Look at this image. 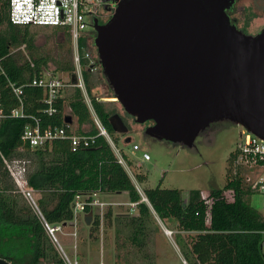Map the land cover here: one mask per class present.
Here are the masks:
<instances>
[{"label": "trees", "instance_id": "trees-1", "mask_svg": "<svg viewBox=\"0 0 264 264\" xmlns=\"http://www.w3.org/2000/svg\"><path fill=\"white\" fill-rule=\"evenodd\" d=\"M0 2V94L1 102L8 111L19 105L9 88L8 79L17 84L29 82L38 77L43 68L52 74L63 72L73 76L76 68L69 35L65 36L64 43L58 44L61 49L57 55L59 60L45 57L36 46L32 27L12 24L9 20V0ZM237 4L238 0L227 10L229 16L236 10ZM105 12L108 22L114 8L108 7ZM100 16L97 18L98 24ZM256 16L257 13L253 12L251 17L244 20L243 27L248 30L246 32L251 31L249 21ZM236 19L240 22L239 18ZM263 29L264 26L258 32ZM94 35V32H88L86 47L98 58L93 44ZM84 43L82 39L81 48ZM22 46H26L34 67L25 54L18 51ZM50 61L55 63L54 70L49 69ZM83 63L85 65V61ZM83 75L94 111L113 138L116 132L110 118L117 113L114 109L108 110L106 101L94 96L90 71L84 69ZM106 86L109 98H115L107 81ZM24 98L28 116L7 118L0 122V259L10 264H65L43 219L18 191L4 162L20 160L29 162L28 185L36 191L42 216L50 225L72 223L73 203L77 195H126L130 203H138L135 209L137 213L116 214L110 206L105 216V225L110 228L115 226L120 251L127 247L137 248L142 256L144 253L143 261L153 260L155 263L156 255L150 244L156 232H162L158 221L161 220L165 224L177 226L179 234L176 235V243L188 264H264V216L249 203L254 194L251 188L245 187L243 179L234 174V153L229 158L232 167L228 168L229 179L224 188L212 189L207 193L193 190L187 200L176 189H147L144 193L151 204L149 206L142 200L112 146L105 137L99 136V129L80 88L75 89L69 103L66 91L63 93L58 105L59 112L54 116L43 114L42 89L28 86ZM67 106L71 115L66 114ZM31 116L43 119V126L59 127L67 126L70 119L74 123L76 117L79 126L77 134L94 136L95 143L88 148L73 151L69 140H56L43 148L31 149L22 141L26 126L33 123ZM125 116L131 120L124 121L129 130L138 125L135 118L126 113ZM114 142L119 146L117 138ZM120 152L129 166H132L124 150ZM135 176L139 183L147 180L143 174L136 173ZM100 232V221L95 217L89 227L91 243L100 241Z\"/></svg>", "mask_w": 264, "mask_h": 264}, {"label": "water", "instance_id": "water-1", "mask_svg": "<svg viewBox=\"0 0 264 264\" xmlns=\"http://www.w3.org/2000/svg\"><path fill=\"white\" fill-rule=\"evenodd\" d=\"M235 1L118 0L108 22L91 19L116 101L154 137L193 145L206 126L230 118L264 140V29L250 36L232 24ZM110 123L129 132L120 114Z\"/></svg>", "mask_w": 264, "mask_h": 264}, {"label": "rangeland", "instance_id": "rangeland-1", "mask_svg": "<svg viewBox=\"0 0 264 264\" xmlns=\"http://www.w3.org/2000/svg\"><path fill=\"white\" fill-rule=\"evenodd\" d=\"M237 5L235 17L240 19L238 25L240 31L250 36L259 34L258 30L264 26V0H238ZM253 12H256L257 16L249 21L251 31L246 32L248 30L243 27L245 24L244 20L247 17H251ZM235 17H233V20H235ZM256 29L257 31L254 32L253 30ZM31 31L36 37V46L39 47L40 54L59 60V56L57 55L61 52V49L58 47V44L63 42L65 38V35L59 33L62 29L32 27ZM95 37L96 35L93 36V44ZM95 50L97 51L96 47ZM25 51L29 55L26 48ZM69 60H71L70 54ZM49 69H55L53 61L49 62ZM56 74L65 79L70 76L68 73L63 72H57ZM90 74V81L94 87V96L106 101L108 110L114 109L117 114L123 117L124 121L127 120L128 118L125 116L121 105L115 104L116 101L114 102L113 98H109V92L100 63L98 69L90 71ZM76 88H66L67 103L72 99L71 96ZM84 101L86 102L85 96ZM66 114L71 115V110L68 106L66 107ZM76 121L77 119L74 117V129L77 133L79 126ZM150 125V123L144 125L138 124L132 127L127 134L115 133V137L113 136L114 141L116 138L118 139V149L120 151L123 149L128 159L133 163L128 168L131 177L134 179L136 173L147 176L145 183H139L143 190L155 189L157 187L176 189L187 200L193 190L207 193L212 189H221L226 186L229 179L228 168L232 167L229 165V158L241 142V134L247 132L244 127L230 118L216 120L201 131L193 145H187L183 142H173L154 137L148 132ZM129 139L130 141H127ZM135 144L141 147L140 151L134 150L133 146ZM144 152L150 155V161L144 160ZM239 172H241V175H244V186L248 187L245 176L246 171L240 169ZM35 196L36 198L38 197L36 194ZM102 200L113 203L114 206L111 207L116 214L137 213L135 209L130 208V200L126 195H107L102 197ZM249 203L253 208L263 213V195L261 193L256 192L253 194L250 197ZM158 221L162 227V232H156L155 239L153 238L150 244L151 246L153 245V252L156 255L154 263L153 260L143 261L144 253L142 256V252L137 248L127 247L120 251L117 246L115 226L110 228L105 225L104 232H100V241L98 243H91L89 239L90 226L86 225L82 219L79 222L77 238V251L81 264H126L127 262H131L132 264H185V258L176 243V235L179 234L177 226L174 227L167 223L165 224L161 220ZM166 229L172 231L173 234L169 236L166 233ZM72 231L73 229L68 227L65 229V234L59 233L60 243L71 257H73L75 252V242L67 234ZM80 254L82 255L80 256ZM149 254L151 255L152 252L150 251Z\"/></svg>", "mask_w": 264, "mask_h": 264}, {"label": "built area", "instance_id": "built-area-1", "mask_svg": "<svg viewBox=\"0 0 264 264\" xmlns=\"http://www.w3.org/2000/svg\"><path fill=\"white\" fill-rule=\"evenodd\" d=\"M107 4L106 0H9V20L14 25L31 26V27H50L61 28V34L71 38L73 43V63L75 65V74L77 83L74 84L72 76L63 78L60 75L52 74L46 69H42L38 77L33 78L29 82L17 84L8 79L9 88L12 94L18 100V107L6 110L1 102L0 94V122L7 118H25L28 115L25 111V89L28 86L36 87L44 91L43 98V114L54 116L59 112V101L63 97V93L68 87H77L84 93L86 103L93 115L94 122L99 129V136H103L109 142L119 158V162L128 171L129 164L123 158L120 150L115 144L112 136L104 126L98 115L95 113L92 102L87 93L86 84L84 81V69L89 71H96L99 67L98 58L94 57L92 52L86 47L88 42V32L91 27V19L97 20L100 12ZM115 5L113 8L115 10ZM85 43L81 48V40ZM26 46H22L18 51H24L25 56L31 62V66H35L30 59V56L25 51ZM15 50L14 52H16ZM22 51V52H23ZM23 52V53H24ZM85 61V65L84 62ZM33 123L26 126L22 136L23 144L31 149L43 148L52 144L56 140H69L73 151L82 148H88L95 143L96 137L79 135L74 129V123H67V126H43V119L31 116ZM135 151L141 149L137 144L133 146ZM235 160L233 163L234 174H238L242 179L244 175L239 172L240 169L246 171V183L251 191L255 194L259 192L263 195V216H264V140L259 139L249 132L241 134V142L238 144L234 152ZM143 158L150 161V155L145 152ZM6 168L13 178L18 191L26 198L34 211L40 215L44 221L45 228L50 235L53 242L58 247L65 264H81L80 257L77 251V244H75V252L73 257L65 251L59 240V233L65 234L66 228H72L73 231L67 234L77 241L79 233V222L89 213H93V220L95 217L99 218L100 230L104 232L105 216L111 203L102 200L101 193H93L89 195H77L73 203L74 220L70 225L59 224L56 226L48 224L42 216L38 200L35 196L36 191L31 189L28 185L27 161H4ZM128 166V167H127ZM129 173V171H128ZM130 174V173H129ZM131 176V175H130ZM132 178V177H131ZM133 182L142 196V200L151 206L150 202L145 196L144 190L141 188L136 176ZM138 203H130V208L136 209ZM88 209H90L88 211ZM166 233L170 236L172 231L166 229ZM264 244V243H263ZM187 264L186 261H184Z\"/></svg>", "mask_w": 264, "mask_h": 264}, {"label": "flooded vegetation", "instance_id": "flooded-vegetation-1", "mask_svg": "<svg viewBox=\"0 0 264 264\" xmlns=\"http://www.w3.org/2000/svg\"><path fill=\"white\" fill-rule=\"evenodd\" d=\"M106 1H107V4L104 6V9L102 10V13H101V16H100V19H99V24H100V25L105 24V22H106V18H108L107 13H106L105 11L108 9V7L113 8V5H114L118 0H106ZM236 12H237V8H236V10L234 11V13L231 14L230 19H231V21L234 23V25H236L237 28H238L239 22H237V19H236V17H235ZM233 17H235V20H233ZM102 18H103V20H102ZM233 23H232V24H233ZM238 29H239V28H238ZM239 30H240V29H239ZM95 35H96V34H95ZM112 100H113V101H116L114 98H113Z\"/></svg>", "mask_w": 264, "mask_h": 264}, {"label": "crops", "instance_id": "crops-1", "mask_svg": "<svg viewBox=\"0 0 264 264\" xmlns=\"http://www.w3.org/2000/svg\"><path fill=\"white\" fill-rule=\"evenodd\" d=\"M106 196H107V195H106ZM108 196H109V195H108ZM102 197H104V195H102ZM109 203H110V202H109ZM111 204H112V206H114L113 203H111ZM73 240H74V239H73ZM74 242H75V244H77V241L74 240ZM74 248H75V245H74ZM77 248H78V244H77Z\"/></svg>", "mask_w": 264, "mask_h": 264}, {"label": "bare ground", "instance_id": "bare-ground-1", "mask_svg": "<svg viewBox=\"0 0 264 264\" xmlns=\"http://www.w3.org/2000/svg\"><path fill=\"white\" fill-rule=\"evenodd\" d=\"M115 99V98H114ZM116 100V99H115Z\"/></svg>", "mask_w": 264, "mask_h": 264}]
</instances>
